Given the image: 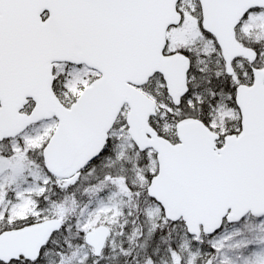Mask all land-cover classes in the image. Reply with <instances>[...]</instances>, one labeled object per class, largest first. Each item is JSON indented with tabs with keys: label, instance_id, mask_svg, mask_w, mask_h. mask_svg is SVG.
Listing matches in <instances>:
<instances>
[{
	"label": "snow or ice",
	"instance_id": "1",
	"mask_svg": "<svg viewBox=\"0 0 264 264\" xmlns=\"http://www.w3.org/2000/svg\"><path fill=\"white\" fill-rule=\"evenodd\" d=\"M0 264H264V0H0Z\"/></svg>",
	"mask_w": 264,
	"mask_h": 264
}]
</instances>
